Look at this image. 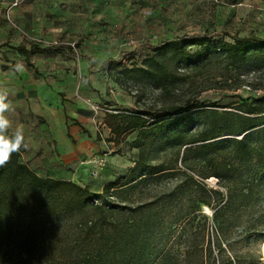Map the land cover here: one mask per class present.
Listing matches in <instances>:
<instances>
[{
  "label": "rangeland",
  "instance_id": "rangeland-1",
  "mask_svg": "<svg viewBox=\"0 0 264 264\" xmlns=\"http://www.w3.org/2000/svg\"><path fill=\"white\" fill-rule=\"evenodd\" d=\"M55 1L58 6L66 5L64 1ZM40 5L41 0H0V76L3 64L34 68L33 57L27 55L25 60L19 59L9 43L18 38L39 42L38 37L25 34L19 7L40 11ZM210 32L215 33L214 39L223 41H231L224 32L239 36L263 35L264 0H85V93L63 95L84 103L85 108H80L78 115L85 123L89 144L85 158L67 166V171L78 172V175L73 177L67 172L71 176L61 179L100 193L109 182L120 185L127 178H134L130 189L110 198L116 211L111 212L109 208L101 211L122 227L150 214L154 222L151 225L155 237L153 246L158 250L156 261L163 255L164 264H264V201L252 211L253 217H257L260 210L261 219L257 218L250 228L231 231L220 238L222 249L218 247L211 210L201 204L195 211L193 225L202 222L201 212L208 217L206 230L190 240L192 254L187 262L183 260L184 227L193 216L190 205L202 197L203 189L207 192L219 186L216 177L202 179L181 161L184 148H193L199 143H186L190 138L208 136L220 123L219 114L209 113L210 109L218 113L237 112L238 103L249 101L264 90V62L251 58L239 68L228 71L223 57L213 54L195 65L176 68L170 64L166 67L171 77L161 88L150 79L131 78L122 74L120 67L103 64L122 53L132 52L128 66H139L152 54L147 45L184 33ZM52 45L60 46L57 62L52 63L54 68L59 72L71 70L70 55L63 49L66 45ZM71 47L79 50L75 43ZM223 74L230 78L224 80ZM195 98L204 101L205 109L187 114L175 130L165 127L142 132L121 129L113 133L105 118L106 113L113 110L128 113L147 109L156 114L166 105ZM113 120L108 118L110 122ZM152 121L154 119L148 123ZM227 136L230 135L219 137ZM137 137L142 142L140 148L133 145ZM140 149H143L142 164L157 169L173 167V172L166 170L158 177L139 180L135 160ZM196 155L194 150L188 153L187 163H195ZM181 170L193 179L186 178ZM62 194L72 198L67 202L54 198L42 212L38 209L30 213L33 205L25 200L0 204V264H82V260L85 261V252L90 248L87 239L93 231L100 233L89 227V222L98 217L100 210L85 207V201L77 200L78 193L72 188H66ZM93 201L96 203L99 199ZM238 222L232 220L234 225ZM102 229V234L106 235L113 230L109 224Z\"/></svg>",
  "mask_w": 264,
  "mask_h": 264
},
{
  "label": "trees",
  "instance_id": "trees-1",
  "mask_svg": "<svg viewBox=\"0 0 264 264\" xmlns=\"http://www.w3.org/2000/svg\"><path fill=\"white\" fill-rule=\"evenodd\" d=\"M214 34V32L184 33L147 45L152 50V54L145 57L139 66H128L132 52L122 53L117 59L105 61L103 64L111 63L115 68L120 67V72L131 78L150 79L161 88L163 82L171 77L166 67L170 64L176 68L180 65H195L210 59L213 54L223 57L228 71L239 68L251 58L264 62V34L239 36L224 32L223 34L231 38V41L214 39ZM11 47L24 55L46 50L36 45H32L29 49L24 46ZM1 69H13V67L1 65ZM222 78L227 80L230 77L223 74ZM205 107L204 101L195 98L166 105L156 114L147 109H135L128 113L113 110L115 113L107 112L105 118L113 133L121 129H137L142 132L146 129L158 130L165 127L175 130L183 123L187 114L203 110ZM236 109L237 112L224 110L220 113L210 109L209 113L219 114L220 123L208 136L190 138L186 143H199L193 148L185 147L183 150L181 161L184 165L190 167L202 179L216 177L219 186L207 192L203 189L202 197L190 205L193 216L187 219L184 227L186 243L183 260L185 262L192 254L190 240L197 234L203 235L206 230L208 217L201 212L199 214L202 222L200 225H197L198 223L193 225L195 211L200 209L201 204L211 210L210 218L219 239V249H222L220 238L228 236L231 231L238 232L250 228L257 218L262 217L260 210L257 212V217H253L252 211L259 208L264 201V90L253 99L238 103ZM110 117L114 119L111 122L108 121ZM151 119L154 121L148 123ZM223 134L230 136L219 137ZM141 143L140 137L133 141V145L137 148L141 147ZM22 150L13 154L10 162L0 168V204H14L25 200L33 205L30 206V213L38 209L42 212L45 205L54 198L59 197L67 202L72 197H64L62 192L66 188H72L78 193L75 198L85 201V207L100 210L98 217L89 222V227L93 230L98 229L100 233L93 231L87 239L90 248L85 252V261L82 260V264H164L163 255H159L158 260H155L158 250L153 246L155 237L151 225L154 222L150 214L143 215L139 220L122 227L119 224L115 225L116 223L110 221L101 211L103 208H109L111 212L116 211L114 201L110 198L130 189L134 178H127L120 185L109 182L103 185L100 193H97L90 191L86 186L81 187L64 179L39 176L21 160ZM193 150L197 154L195 158L197 161L189 164L186 159L188 153ZM142 161L143 149H140L135 160V170L140 171L139 180L158 177L166 170L173 172L171 169L173 167L157 169L153 165L142 164ZM180 172L186 178L193 179L186 171ZM94 199L99 201L95 203ZM37 203L41 205L37 206ZM244 216L245 219L242 218ZM234 219L239 220L237 225L232 223ZM108 224L113 230L109 235L102 234L103 226ZM200 260L202 263V255ZM227 261L232 263L229 258Z\"/></svg>",
  "mask_w": 264,
  "mask_h": 264
},
{
  "label": "crops",
  "instance_id": "crops-1",
  "mask_svg": "<svg viewBox=\"0 0 264 264\" xmlns=\"http://www.w3.org/2000/svg\"><path fill=\"white\" fill-rule=\"evenodd\" d=\"M58 1H64L65 7L56 5L55 0H41L40 11L19 7L25 34L38 37L39 42L18 38L9 44L26 49L36 45L46 50L28 54L33 57L32 70L25 66L17 70L13 64V69L2 71L0 90L9 93L14 106V111L7 114L12 130L21 126L25 133L28 147L22 150L21 160L39 176L61 179L78 175L67 171V166L85 158L89 135L78 115L80 108L84 110V103L63 95L85 93V0ZM54 41L66 45L63 49L70 55L71 70L59 72L52 65L57 62L60 48L52 45ZM73 43L78 51L71 47ZM18 55L23 60L27 57Z\"/></svg>",
  "mask_w": 264,
  "mask_h": 264
},
{
  "label": "clouds",
  "instance_id": "clouds-1",
  "mask_svg": "<svg viewBox=\"0 0 264 264\" xmlns=\"http://www.w3.org/2000/svg\"><path fill=\"white\" fill-rule=\"evenodd\" d=\"M21 67L18 66L17 70ZM12 111H14V106L9 99V93L0 90V168L10 162L13 154L28 147L23 128L17 126L12 130V122L7 115Z\"/></svg>",
  "mask_w": 264,
  "mask_h": 264
},
{
  "label": "built area",
  "instance_id": "built-area-1",
  "mask_svg": "<svg viewBox=\"0 0 264 264\" xmlns=\"http://www.w3.org/2000/svg\"><path fill=\"white\" fill-rule=\"evenodd\" d=\"M52 44H58V42L57 41H54V42H52Z\"/></svg>",
  "mask_w": 264,
  "mask_h": 264
}]
</instances>
